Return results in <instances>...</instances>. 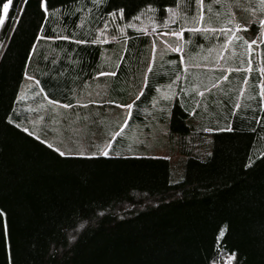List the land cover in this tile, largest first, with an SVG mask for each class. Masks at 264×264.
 Here are the masks:
<instances>
[{
  "label": "trees",
  "instance_id": "16d2710c",
  "mask_svg": "<svg viewBox=\"0 0 264 264\" xmlns=\"http://www.w3.org/2000/svg\"><path fill=\"white\" fill-rule=\"evenodd\" d=\"M48 3L46 17L37 0H29L25 11L14 6L0 23V209L6 213L0 219L6 220L11 238L9 249L0 231V264H264V111L259 108L264 40L258 36V20L248 31L243 28L264 15L260 0ZM165 5L180 11L186 42L181 54L168 52L172 61L167 67L148 71L141 93L131 98L128 125L136 129L150 121L165 122L171 147L182 155L177 179H172L168 157L124 151L128 142L119 140L126 127L116 130L108 156L95 157L59 156L42 143L43 137L38 141L30 134L32 128L22 131L29 127L38 100L77 104L86 81L119 57L110 99L123 100L132 91L130 85L141 86L152 55L148 34L127 29L124 52L115 41L98 40L111 18L127 21L150 6L161 21L167 15ZM121 7L122 18L118 12L107 15ZM219 27H239L236 35L256 38L251 57L233 31ZM229 36L232 41L225 43ZM203 48L210 54L209 64L220 56L221 65L232 67L227 76L234 81L230 94L215 103L211 92L210 99L202 97L203 106H196L190 81L188 92L163 100L157 110L153 101L158 85L174 78L181 55L189 60ZM205 73H210L204 78L209 91L224 71ZM22 86L37 93L20 97ZM7 115L21 128L4 119ZM208 128L221 131L209 133Z\"/></svg>",
  "mask_w": 264,
  "mask_h": 264
},
{
  "label": "rangeland",
  "instance_id": "374dc122",
  "mask_svg": "<svg viewBox=\"0 0 264 264\" xmlns=\"http://www.w3.org/2000/svg\"><path fill=\"white\" fill-rule=\"evenodd\" d=\"M114 19V18H113ZM111 18L110 22L107 23V27H103V30L101 32V36L98 41L107 42L110 40H115L116 42H119L120 38H124L125 34L127 33V29L129 30H145L148 29L150 32L155 33V36H151L150 42H156V48H153V53L156 50L157 55L160 53L166 51H169V48L161 47L160 42L166 41L171 42L172 45L175 47H179L180 51L182 52V46L183 43L186 42V38L183 39V35H181V28L185 27L182 26L183 20L182 15H180V11L176 9L175 7H171L167 11L166 17L158 21L154 17L153 9L148 6L145 9H143L141 12L137 13L132 19L124 21H118L119 18L113 20ZM113 25V28H112ZM195 25V24H194ZM189 27H194L193 25H190ZM203 28V27H198ZM218 30H224L225 29H219ZM174 33H180L179 37H176ZM112 34H115V36H112ZM154 35V34H153ZM188 40V39H187ZM189 45V43H187ZM204 45V44H201ZM204 49V48H203ZM188 52V49H186ZM185 51V52H186ZM199 56H195L193 58L187 59L186 61H193L195 63H208L210 61V54L208 53L207 49L202 50L199 52ZM182 56V55H181ZM188 56L191 57L188 53ZM194 56V55H193ZM217 58V57H216ZM210 68L209 66H199L196 72L198 73H204ZM214 73L210 76L212 79H214V74H217L216 71H213ZM191 73H195L194 71H189V74L187 75V71H185V81L187 80V83L184 81L182 89H188V83L191 81V86L196 82V79L190 75ZM210 73H205L203 76H206ZM228 76V75H227ZM226 81L225 78L223 80H218L215 85L213 86L211 90H206V86L204 88V98L210 99V93L219 94V96L223 97L224 93L230 94L232 90V84L234 83L233 77L229 80L227 77ZM207 80V79H206ZM206 80H199L198 82H204L206 85ZM212 81V80H211ZM211 81H209V86H211ZM226 82V83H224ZM26 83V81H24ZM99 86V85H98ZM178 85L173 84V90L175 91L177 89ZM226 87L227 89H224ZM214 90V91H213ZM29 94L30 96L33 94H36L37 91H29L28 89L25 91L23 86L20 89L19 96L21 97L22 94ZM81 102H84L87 100V102L97 105V106H108V107H114L115 112V124L118 126L123 124V119L125 118V110L121 104H117L116 100L113 101L114 103H111L110 99L107 97H104L100 94V90L97 92H89V95H84L81 98H79ZM59 103H53V101L45 102L43 100H38L35 105L36 115L40 117V120L42 123H45L46 126H51V122L46 124V118L45 112L41 110L44 106H56ZM32 120V117H31ZM83 128H78L76 131V134L79 135V137H72L73 144L76 146L75 151H95L101 147H97V145H87V142L92 141L93 136L96 137V134H101L100 145L103 144L105 141H108L110 137H114L116 135L115 128H109L106 129L104 132L99 131V123L97 124H83ZM63 131V130H62ZM61 131V133H62ZM166 133V124L165 122H162V120H158V123H152L151 121L146 123L144 127H136V129H132V125H127L126 128L121 132V137L119 141L125 140L128 142L127 147L125 146V152L137 154V155H158V156H166L170 159L173 169V176L172 179H177L178 174L181 171V158L182 155L173 147L170 145V138L168 135H165ZM98 137V136H97ZM91 143V142H90Z\"/></svg>",
  "mask_w": 264,
  "mask_h": 264
},
{
  "label": "crops",
  "instance_id": "0c3cea01",
  "mask_svg": "<svg viewBox=\"0 0 264 264\" xmlns=\"http://www.w3.org/2000/svg\"><path fill=\"white\" fill-rule=\"evenodd\" d=\"M144 34H148V36L151 38V36H155V33L150 32L148 29H145L143 31ZM154 34V35H153ZM126 39H120L119 42H116V44H119L122 46V51L124 52V41ZM150 48L152 49V45L153 48H156L157 43L156 42H150L149 43ZM161 47H165L166 49L169 48L168 52L171 51H175L177 53H181L179 47H175L172 45L171 42H166V41H161L160 42ZM122 52V53H123ZM168 52L164 51L162 53H160L159 55H157L156 50L153 53L152 50V55L150 60L148 61L147 67L146 69L143 71V75H142V81L143 84L141 86L137 85V86H133L130 85L131 90L130 92H128V94L126 95L127 97L125 99H110V94H109V90L111 87V81L110 79L115 78L116 76V71L119 69L120 63L122 61V57H119V59H117V61L113 62L112 64H104V66L101 68V70L98 73H105V75H94L91 79H89L88 81H86V85L84 88V95H89V92H97L98 90H100V94L104 97H108L111 101V103H114L113 101L116 100L117 104H121V105H126V104H132V97L136 94V96H138L143 88V85L145 83L146 77L148 75V71L153 69L154 70H160L161 65L166 66L167 64L170 63L172 61V58L167 57ZM106 60V59H105ZM220 61V56L218 57L217 61L214 64H209V63H195V62H189L186 61L182 56L179 59V69L177 71V73L175 74L174 78L171 77V80L165 81V83H163V85H158L157 87V96L155 98V100L153 101V104L156 105V109L157 110H161L162 108L158 107L159 105H162V101L163 100H173V98L175 96H177V94H180V90L182 89L183 86V82L185 81L184 75H185V71H187V75L189 74V71H194L195 73H191L190 75H192L195 79L196 82L191 86L193 88V90H195V94H196V106L199 105H204V101H203V94H204V88H205V83L202 82H198L199 80H204L205 76H203L205 74L204 73H198L196 72L197 69L199 68V66H206V64L208 66L211 67V69H218L220 71H224L223 75L219 76V80H223L225 78V76L228 75L229 71L231 70L232 67L230 66H224V65H220L219 63ZM248 67H246L245 69H247ZM209 69V68H208ZM111 73H115V75H112ZM151 73H149L150 75ZM162 74V73H161ZM163 80L166 78H162ZM177 80V82L172 83V81ZM187 83V80L185 81ZM111 83V84H110ZM173 84L174 85H178L177 89L174 91L173 90ZM99 85V86H98ZM215 85V83L213 84V86ZM224 89H226L224 87ZM186 92H188L186 89H184ZM226 93H224L223 97L219 96V94H214L213 95V102H215L216 100L220 99L223 100L224 96ZM82 97V96H81ZM45 102H48L49 100H44ZM85 102H81L79 100V102L75 105H64V104H57L56 106H44L41 108L42 111L45 112V116L44 118H46V124H48L49 122H51V126H46L45 123H42V121L40 120V117L38 115L32 116V120L31 117L29 118L28 122V126L29 128L33 129V132L39 134L41 137H43L44 139H47L50 143L53 144V147L59 146L63 149H66L68 151H72L76 149V146L73 144V139L72 137H79L78 134H76V131L78 128H83V124H97L99 123V131L100 132H104L106 129L109 128H115V130L117 129H124V127H126L128 125V119L130 117V109H126L125 110V118L123 119V127H121V123L117 126L115 124V116H114V112H115V108L114 107H108V106H97V105H89V104H84ZM217 103V102H215ZM124 108V107H123ZM125 109V108H124ZM125 121H127V123H125ZM152 122V121H151ZM63 130V131H62ZM62 131V133H61ZM115 133L117 134V132L115 131ZM98 136V137H97ZM93 140L90 142H87V145H97V147H103L105 144H107L108 141H105L103 144H99L100 141H102L101 139V134H96V137L93 136L92 138ZM111 140V137L108 139ZM100 149V148H99Z\"/></svg>",
  "mask_w": 264,
  "mask_h": 264
},
{
  "label": "snow or ice",
  "instance_id": "6c2138e0",
  "mask_svg": "<svg viewBox=\"0 0 264 264\" xmlns=\"http://www.w3.org/2000/svg\"><path fill=\"white\" fill-rule=\"evenodd\" d=\"M29 0H22L21 3H19V5L17 6V0H0V23H3L5 20L8 19L9 17V13H10V9L14 6H17V11L18 12H23L26 10L27 8V4H28ZM197 3L201 4L203 3V0H197ZM260 3L262 5H264V0H260ZM37 4H38V9L40 10V13L43 17H46L50 14V7H49V3L48 0H37ZM60 7H63V5H61ZM168 9V5H165V9ZM253 11H255V9H253ZM119 13L121 18L123 17L124 13H125V8L121 7V8H114L112 11H109L107 13V15L109 17H114L116 15V13ZM203 16V13L201 12V18ZM16 19H20L19 16L16 17ZM258 20V25H259V32H258V36L261 38V40H264V15L260 16V17H256L254 20H250L249 24L244 25V31H248L249 30V26L252 24H255L256 21ZM105 27H107V22H105ZM198 30V29H197ZM97 31H99V29H97ZM210 31L216 32V29H211ZM225 31H233V34L235 36V39L237 40H242L244 42L245 45L248 46V53H249V57H251V53L253 52V45L257 44V39L253 38L251 40L245 39L243 36H239L236 35V33L239 31V27H237L236 29H226ZM175 35H179L180 33H174ZM55 37H49V39H52ZM64 39H71L72 37H68L65 36L63 37ZM233 36H229L228 39L225 41V43H229L230 41H232ZM77 43L79 44H86V43H90V44H95L97 43L96 40H79L77 41ZM35 51V48H30L28 56L31 57L32 53ZM249 68L248 70L251 71V58H249ZM262 72H264V70H262ZM112 75H115V73H111ZM22 75L28 79L31 80L33 82H35V78L33 76H30L26 71L22 72ZM96 75H105V73H96ZM262 91L260 93L261 99L259 102V108L261 111H264V83H262L260 85ZM43 91V89H42ZM16 99L19 100L20 97L17 95ZM53 103H58L57 101H53ZM67 107V105H66ZM122 107H124L125 109H130L133 107L132 104H126V105H122ZM237 107H239V105H237ZM191 114V113H190ZM4 119H6L10 124H14V126L17 129L21 128V124L19 123H15L14 118L11 115H7L4 117ZM257 121L261 120V117H256ZM125 123H127V121H125ZM124 125H121V127H123ZM231 130V129H229ZM22 131L24 133H30V129L29 127L25 126L22 128ZM207 132L211 133L213 131H221V129L218 128H208L206 129ZM31 135H34L36 140L40 141L41 140V136L35 132H31ZM42 143L47 145L49 148H53V144L50 143L47 139L42 140ZM112 147V140H108L107 144H105L102 148L97 149L95 151H68L66 149H63L59 146H56L53 148V151L59 155V156H78V157H84V156H89V157H95V156H99V155H103V156H108L110 154V148ZM251 163V161H250ZM6 217V213L0 209V218ZM0 231H2V235L4 237V241H5V246L6 248L10 249V243H11V238L8 232V226H7V222L6 220L0 219ZM70 239H74V237H70ZM235 253H232L230 255V259L234 258ZM212 264H215V261L213 260Z\"/></svg>",
  "mask_w": 264,
  "mask_h": 264
}]
</instances>
